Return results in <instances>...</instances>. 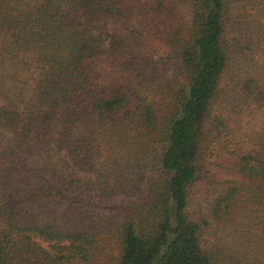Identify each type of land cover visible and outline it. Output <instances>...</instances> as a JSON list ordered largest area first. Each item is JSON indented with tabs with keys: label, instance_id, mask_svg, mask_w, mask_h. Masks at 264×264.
<instances>
[{
	"label": "trees",
	"instance_id": "16d2710c",
	"mask_svg": "<svg viewBox=\"0 0 264 264\" xmlns=\"http://www.w3.org/2000/svg\"><path fill=\"white\" fill-rule=\"evenodd\" d=\"M260 44L264 0H0V264H264Z\"/></svg>",
	"mask_w": 264,
	"mask_h": 264
},
{
	"label": "rangeland",
	"instance_id": "374dc122",
	"mask_svg": "<svg viewBox=\"0 0 264 264\" xmlns=\"http://www.w3.org/2000/svg\"><path fill=\"white\" fill-rule=\"evenodd\" d=\"M254 14H256L255 11H252V14H250V18H254ZM263 45L260 44V46L258 47L257 53L251 54L248 52V56L254 57L257 61L261 62L262 64H264V53H263ZM153 56H165V49L161 48L158 46L156 53ZM90 69L93 71V76L94 79L97 81V83H104L106 82L110 77H112L114 75V71L111 70L104 62H100V61H93L90 63ZM262 114L261 113H256L253 115H249V116H245L243 118H241L239 120L238 125H233L232 123V128L235 129V127L237 128L236 132H243L246 133L249 130H251L252 128L258 126L259 121L262 119ZM209 162L212 164H218L219 162V157L216 155H213L210 159ZM212 171H214L215 167L211 166ZM249 209V207L246 208V210H243V212H247ZM243 212L237 211L236 213V218L235 221L232 222L229 227L230 228H236L238 230H241L245 225V220L243 217ZM250 233L254 234L257 233L258 230L254 228H252L251 230H248ZM109 246H107L106 251L109 252L110 254H114V251L111 250L112 245L107 243Z\"/></svg>",
	"mask_w": 264,
	"mask_h": 264
}]
</instances>
